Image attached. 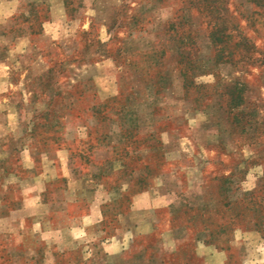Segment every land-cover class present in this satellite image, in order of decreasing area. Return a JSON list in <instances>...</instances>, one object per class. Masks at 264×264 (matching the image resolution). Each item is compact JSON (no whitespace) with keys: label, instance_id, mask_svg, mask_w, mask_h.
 Masks as SVG:
<instances>
[{"label":"rangeland","instance_id":"1","mask_svg":"<svg viewBox=\"0 0 264 264\" xmlns=\"http://www.w3.org/2000/svg\"><path fill=\"white\" fill-rule=\"evenodd\" d=\"M217 8L232 24L230 13L243 15L244 32L264 47V5L253 13L251 0H0V211L15 208L0 219V264H74V247L46 244L22 203L44 177L50 200L62 195L63 173L68 192L88 171L74 158L73 137L74 113L94 93L84 92L92 89L85 80L94 78L101 97L120 85L111 109L128 92L140 108L149 86L167 85L179 65L187 99L158 104L160 114H175L174 148L129 158L136 177L149 173L147 182L170 195L158 208L153 244L146 236L138 249L152 264H204L198 244L224 264H264V67L233 55H254L243 42L234 47L235 38L216 31L219 47L209 41L207 26L223 22ZM216 53L231 60L216 63ZM237 89L244 102L231 109ZM109 219L112 228V212Z\"/></svg>","mask_w":264,"mask_h":264},{"label":"crops","instance_id":"2","mask_svg":"<svg viewBox=\"0 0 264 264\" xmlns=\"http://www.w3.org/2000/svg\"><path fill=\"white\" fill-rule=\"evenodd\" d=\"M177 71L171 73L172 79L167 85L161 86L163 88L150 85V93L143 96L144 102L140 103V108L136 104L139 99H134L135 95L128 92L123 93L126 102L111 109L109 98L121 93L120 85L117 83L115 94L101 97L94 90V78L90 76L92 79L88 77L85 80L92 89L86 88L84 92L94 93L89 98L87 109L74 113V118L80 119V125L75 127L73 137L74 158H84L88 171L74 176V189L68 192L70 187L65 181L68 175L63 173L62 195L50 200L49 184L44 177L38 191L30 192L22 203V211L35 216L37 227H34L33 232L41 234L46 244L74 247V260L71 263L152 264V258H145L143 250L138 247L146 236L151 238L148 242L153 244V231L159 223L158 208L169 202L167 199L170 195L166 190H160V187L156 188L147 182L149 173H141L136 177L137 170L129 167V158H143L153 149L161 148L168 153L174 148L171 135L178 129L175 114H160L158 107L163 99L165 103L166 98L171 102L184 101L186 98L183 77ZM100 123L104 124L102 131L98 128ZM164 123L170 126H163ZM79 127L84 128V133H78ZM164 134L170 135V140L165 141L162 138ZM92 141L94 143L89 144ZM111 175H117V180L111 182ZM160 199L165 203H160ZM172 204L167 206L172 209ZM8 207L0 211V216H3L0 219H8V215L14 212V206ZM148 209H152L150 219L143 216L138 218L140 211ZM110 212L116 217L112 228ZM154 241L157 239L154 238ZM199 246L201 244L197 247L198 255L204 259V264L225 263V257L219 253H207L210 249L206 247L200 251Z\"/></svg>","mask_w":264,"mask_h":264},{"label":"trees","instance_id":"3","mask_svg":"<svg viewBox=\"0 0 264 264\" xmlns=\"http://www.w3.org/2000/svg\"><path fill=\"white\" fill-rule=\"evenodd\" d=\"M251 1L254 3V6H255V9H254L255 12H253V13H256V12L259 13L260 12V10H259L260 5H262V6L264 5V0H251ZM224 8L227 9V10H225V12L226 11L228 12V9H229L228 5L225 6ZM215 10L217 12L216 15L221 18L223 16V14H222L223 9L217 8ZM215 10L213 12H215ZM230 15H231L230 20L233 21V24L229 20H227L226 18H224V19L221 18L223 20L222 24L218 23L216 21L214 24H212L211 27L207 26V29H209V31H208L209 38H210L209 41H211L212 44L216 48L219 47V43L217 41L219 39L218 34L216 36L213 35V33L216 31H220L219 33L221 34L220 36L222 38H224L223 40L230 41L229 39L235 38V41L233 43L234 47H238L239 44H241V42H243L246 45L245 48H248L249 51H252L254 53V55H250L251 53H246L247 49H244V48L243 49L246 52L243 50H240V49H233L232 54L234 55L235 52L237 51L238 54L241 55L243 59H245V58H247L248 60L251 59L253 62H255L256 66L264 67V47H262V45L256 44L253 37L246 34V32H244L245 26L242 24V19L244 18L243 15L237 16L233 12L230 13ZM230 26H234L236 29H239V31H234L232 29V27H230ZM222 54L223 53H216V56H215V62L216 63H217V61H219L221 63V62L228 61L227 59L231 60L230 57H228V56L224 57ZM178 70L180 71V73L183 77V84H184L183 88H185V94H186L188 91V88H187L188 83H187V79H186V70L184 69V67L182 65H179ZM241 93L242 92L240 91V89H237L236 92L234 91V95H233L234 97H232V99L230 101L231 102L230 103L231 109H234V107L239 106L241 103L244 102V97L242 96Z\"/></svg>","mask_w":264,"mask_h":264}]
</instances>
